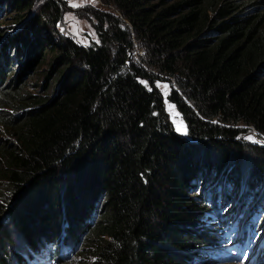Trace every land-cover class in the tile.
Segmentation results:
<instances>
[{"label":"trees","instance_id":"1","mask_svg":"<svg viewBox=\"0 0 264 264\" xmlns=\"http://www.w3.org/2000/svg\"><path fill=\"white\" fill-rule=\"evenodd\" d=\"M98 2L77 12L98 36L80 45L53 41L59 0H0L21 23L0 38V264L20 263L38 237L68 242L64 230L84 236L79 260L65 264L217 258L229 249L218 247L224 217L202 222L215 208L199 186L226 180L218 197L264 199V145L242 137L254 129L264 141V0ZM136 44L143 57L127 63ZM44 50L35 93L22 72ZM263 220L249 222L250 245Z\"/></svg>","mask_w":264,"mask_h":264},{"label":"rangeland","instance_id":"2","mask_svg":"<svg viewBox=\"0 0 264 264\" xmlns=\"http://www.w3.org/2000/svg\"><path fill=\"white\" fill-rule=\"evenodd\" d=\"M60 3L64 7V15L62 16L59 24L56 26L57 28V37L54 36L53 41H56L59 36H68L72 37L77 43L80 45H89L93 42H98V36L90 22H88L85 17H81L77 15V12L81 10L87 9V7L91 4H97L98 0H59ZM99 3V2H98ZM8 8V4H3L2 10H0V38L5 36V33H9L12 30L14 31L19 27L21 23H18L14 20V12ZM53 36V35H52ZM48 46V45H47ZM51 53L44 50V57L41 60H36V63L32 68H29V65L25 66L24 78L27 82L25 87L32 92H42L44 89H41L39 86L43 82V71H45L50 62ZM133 60L130 57L128 63ZM23 64V59L20 58L18 62H14L13 66L15 68L20 67ZM28 69V70H26ZM22 71V70H21ZM157 86L163 93L165 97L164 107L167 110L171 121L174 124L175 131L179 134L185 135V123L181 117V114L176 109V107L167 101L166 95L170 91V84L168 82L160 81L157 83ZM3 138L14 140L13 136L8 134L6 131L3 133ZM253 137L254 141L264 145L263 137H259L254 129L246 132L242 135L243 138L247 139V137ZM1 138V136H0ZM260 172V171H259ZM261 173V172H260ZM209 184L204 183L199 187L200 193H203L206 198L209 199V203L215 208L214 211L209 212L206 216H202V222L206 223V225H211L214 222L218 223L219 218H223V221L220 222L219 229L222 228L221 233L222 237L217 238L218 247L225 246L229 249H220L218 251L217 258H211V256H206L205 261L202 264H246V261H241L244 259L246 255L253 256L257 254V261L255 264H264V260L261 259V255L264 254V249L259 248V244L261 240L264 238V220L262 224L257 226V237L253 245H246V225L248 227V223L257 224L259 219L264 217V202L262 194H257V197L254 198L255 194L252 192L251 194H244L243 197L237 200L234 204L231 203L230 200H225V198H220L218 196L226 193V188H228L229 183L226 180H223L221 184L217 185V181L207 188ZM221 185V187H220ZM261 191V190H260ZM234 191H232L233 193ZM241 191L240 193H242ZM239 193V194H240ZM217 195V196H216ZM229 205V206H228ZM232 208V211H231ZM213 213L215 214L212 217ZM238 223V224H237ZM256 230V229H255ZM63 234H68L65 230ZM263 236V237H262ZM68 245L72 242L71 238L68 234ZM241 238H244V243H240ZM78 242L72 249H66L63 253V262L69 263L72 261L79 260V249L81 241H84V236L82 235ZM252 239L248 243L251 244ZM238 243L237 251H231L235 244ZM21 245V244H20ZM28 245L24 242L23 249L27 248ZM217 247V248H218ZM240 247L242 248L240 254ZM243 248H245L243 250ZM68 250V251H67ZM209 252V251H206ZM222 253H226L228 256L223 255ZM210 254V253H209ZM237 254V255H236ZM235 255V256H233ZM78 256V257H77ZM233 256V257H232ZM255 262V261H254ZM254 262L252 264H254ZM12 264V261H10ZM20 264V263H18Z\"/></svg>","mask_w":264,"mask_h":264},{"label":"built area","instance_id":"3","mask_svg":"<svg viewBox=\"0 0 264 264\" xmlns=\"http://www.w3.org/2000/svg\"><path fill=\"white\" fill-rule=\"evenodd\" d=\"M142 57H143V49L136 44V46L132 50L131 59L133 61L136 60L140 62Z\"/></svg>","mask_w":264,"mask_h":264},{"label":"bare ground","instance_id":"4","mask_svg":"<svg viewBox=\"0 0 264 264\" xmlns=\"http://www.w3.org/2000/svg\"><path fill=\"white\" fill-rule=\"evenodd\" d=\"M229 206V205H228ZM238 224V223H237ZM246 228H247V225H246ZM251 232V231H250ZM31 253H26V254H24V257H25V259L27 260V259H29L30 257H31Z\"/></svg>","mask_w":264,"mask_h":264},{"label":"water","instance_id":"5","mask_svg":"<svg viewBox=\"0 0 264 264\" xmlns=\"http://www.w3.org/2000/svg\"><path fill=\"white\" fill-rule=\"evenodd\" d=\"M131 54H132V49H129L128 50V54H127V63H128V61L130 60V57H131Z\"/></svg>","mask_w":264,"mask_h":264},{"label":"snow or ice","instance_id":"6","mask_svg":"<svg viewBox=\"0 0 264 264\" xmlns=\"http://www.w3.org/2000/svg\"><path fill=\"white\" fill-rule=\"evenodd\" d=\"M247 139H250L251 140V139H253V137L249 136V137H247Z\"/></svg>","mask_w":264,"mask_h":264}]
</instances>
